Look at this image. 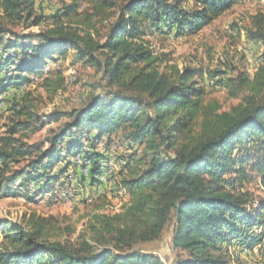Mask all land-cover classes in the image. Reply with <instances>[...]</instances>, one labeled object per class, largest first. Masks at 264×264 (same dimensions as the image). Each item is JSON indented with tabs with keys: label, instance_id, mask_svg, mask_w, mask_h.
<instances>
[{
	"label": "trees",
	"instance_id": "1",
	"mask_svg": "<svg viewBox=\"0 0 264 264\" xmlns=\"http://www.w3.org/2000/svg\"><path fill=\"white\" fill-rule=\"evenodd\" d=\"M185 1L71 0L39 33L0 24V107L9 105L15 119L9 136L0 139V197L18 196L30 184L37 194L54 193L59 185L63 190L73 181L70 169L83 187L100 189L112 137L124 133L132 149L114 157L120 165L116 183L129 195L120 210L96 212L75 239L76 224L54 216L2 221L0 264H166L139 245L159 240L171 222L174 264H247L241 256L264 264V200L256 205L247 189L258 182L264 192V53L253 76L240 71L216 80L237 104L223 110L218 100H207L203 83L212 73L171 64L147 37L201 31L242 0H189L190 7ZM83 2L91 8L81 10ZM37 5L0 0L3 19L26 27L46 21ZM109 20L102 38L98 25ZM247 35L264 45V11L253 16ZM70 53L72 65L100 74L105 93L53 113L49 123L65 120L47 147L28 144L24 135L48 122L24 99L26 89L39 80L47 91L63 89L61 60ZM51 61L59 67L45 74ZM222 74L213 70L211 76ZM81 154L90 163L87 173L73 160ZM20 162L26 164L17 167Z\"/></svg>",
	"mask_w": 264,
	"mask_h": 264
},
{
	"label": "rangeland",
	"instance_id": "2",
	"mask_svg": "<svg viewBox=\"0 0 264 264\" xmlns=\"http://www.w3.org/2000/svg\"><path fill=\"white\" fill-rule=\"evenodd\" d=\"M70 1L36 0L38 14H44L46 21L40 25H31L29 27L22 24H12L3 19V12L0 9V24L19 33H39L52 27V19H49V16L55 14L63 3H70ZM191 4L189 0L184 2L187 7H190ZM81 6V10L91 8L86 2H83ZM262 11H264V0H242L212 23L205 26L201 31L186 32L179 37L175 33H154L147 38L159 53L165 54L171 60V64H175L180 68L184 66L200 67L207 69L208 73H212L211 75H213V70L225 71L226 74L218 77L208 75V82L206 81L203 84L206 88L207 100H218L223 110H229L232 105L238 103V99L230 95L228 87L225 88L221 83L216 84V80L235 77L240 71H246L249 76L254 75L263 60L264 45L252 42L247 35V29L252 26L253 16ZM111 20L98 25L102 38L107 32V25ZM9 37L10 35H6V38ZM72 56L73 54L70 53L66 59L61 60L60 68L66 76V84L63 89L58 92L47 91L41 84V80H39L40 83L26 89L30 93L25 95L24 99L31 100L35 112L44 122L48 123L43 129L24 135L26 136L23 139L24 142L28 144L42 143L47 147L46 139L65 120L61 119L49 123L53 113L60 115L69 112L73 108L83 106L92 94L105 93L106 84L101 79L100 74L96 73L94 69L81 64L72 65ZM56 67H59V63L51 61L46 66L44 73L47 74ZM38 79L36 77V81ZM24 89H21V92ZM14 121L13 111L9 110V105L5 103L0 107V139L9 136ZM21 135L22 133L19 132L16 136L19 137ZM89 136L87 134L84 135V145L89 143ZM123 137L124 133H120L111 139L112 144L108 149V155L112 153V156L106 164H113L116 168V173L110 176L109 183L104 184L101 193L97 194L100 189L92 191L90 187H83V184L76 181L79 178L70 169L67 179L72 180L71 177H73V181L69 187L65 186L63 190H61L62 186L59 185L54 193L37 194L35 186L30 184L28 190L25 188L19 190L20 195L18 196L0 197V224L2 221L10 219H21L25 215L54 216L60 220L76 224L77 233L73 236V239H75L86 230L89 219L96 212L113 213L120 210L129 199V195L125 190L118 187L116 183L119 177L120 165L116 164L114 157L117 153L121 155L132 150L127 149L129 142L125 141ZM106 140L107 137L97 146L98 150L104 148ZM87 146L89 149L88 144ZM81 156L84 157V154H81ZM73 160L78 162L77 156ZM25 164L20 162L17 167H23ZM79 164L82 167L84 166L82 163ZM247 189L252 193L256 205L261 200H264V192L258 182L247 185ZM103 193L107 194L108 197L106 199L99 197ZM35 195L37 196L36 198ZM98 206L101 208L98 209ZM172 228L173 224L171 222L159 240L139 245V247L159 253L166 264H174L175 253L172 250ZM2 236L3 229H0V238ZM246 250L244 252L248 253ZM231 251L233 252V249ZM240 258L247 264H261L257 257L248 258L241 256Z\"/></svg>",
	"mask_w": 264,
	"mask_h": 264
},
{
	"label": "bare ground",
	"instance_id": "3",
	"mask_svg": "<svg viewBox=\"0 0 264 264\" xmlns=\"http://www.w3.org/2000/svg\"><path fill=\"white\" fill-rule=\"evenodd\" d=\"M88 143H85L84 145V150H88ZM114 151V150H113ZM115 152V151H114ZM78 162L82 163L84 166H86L87 168H89L90 163L88 162L87 159H85L83 156L78 155L77 156ZM1 165V162H0ZM114 173H116V168L112 165H107L106 164V172L101 176L102 178H105V182L103 184H107L110 181V176H112ZM112 183V182H111ZM248 252V250H246Z\"/></svg>",
	"mask_w": 264,
	"mask_h": 264
},
{
	"label": "built area",
	"instance_id": "4",
	"mask_svg": "<svg viewBox=\"0 0 264 264\" xmlns=\"http://www.w3.org/2000/svg\"><path fill=\"white\" fill-rule=\"evenodd\" d=\"M35 79H36V78H35ZM111 156H112V153H109V157H110V158H111ZM74 163H76L78 166L82 167L78 162H74ZM88 169H89V168H84V167H82V170H83L84 173H87V172H88ZM101 182L104 183V182H105V178H102V179H101ZM101 191H102V188H100V190L97 192V194H98V193H101Z\"/></svg>",
	"mask_w": 264,
	"mask_h": 264
}]
</instances>
